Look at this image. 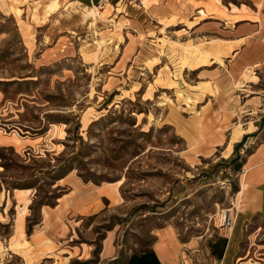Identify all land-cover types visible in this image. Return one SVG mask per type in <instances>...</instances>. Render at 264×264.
Segmentation results:
<instances>
[{
    "label": "rangeland",
    "instance_id": "1",
    "mask_svg": "<svg viewBox=\"0 0 264 264\" xmlns=\"http://www.w3.org/2000/svg\"><path fill=\"white\" fill-rule=\"evenodd\" d=\"M177 13L161 20L130 0H0V128L32 141L0 148V264H122L155 228L171 225L181 240L223 228L264 136V65L224 92L221 75L202 83L191 69L208 55ZM68 175L114 195L92 214L44 223ZM258 232L242 262L264 264ZM107 234L114 262L100 261Z\"/></svg>",
    "mask_w": 264,
    "mask_h": 264
},
{
    "label": "crops",
    "instance_id": "2",
    "mask_svg": "<svg viewBox=\"0 0 264 264\" xmlns=\"http://www.w3.org/2000/svg\"><path fill=\"white\" fill-rule=\"evenodd\" d=\"M67 1L89 7L99 0ZM147 1L130 0L141 12L154 11L161 20L172 17L178 11V18H185L189 24L180 23L187 32V42L194 44L203 41L201 43L204 44L209 63L191 70L197 71L198 76L205 80L202 83H213L211 78L221 75L214 82L218 92L236 87L247 70L264 65V0H246L250 7L225 4L223 0H171L170 5L167 1L163 4V0H156L146 8L144 3ZM216 12L221 15H216ZM53 15L55 12L47 14V17ZM159 26L162 24L159 23ZM50 40L49 36H44V42ZM44 53H48L47 49ZM216 57L224 63L223 68L215 60ZM31 144L27 137L7 134L0 128V148L19 151ZM61 184L66 186V190L55 206L42 208L44 223L66 216L78 218V214H92L100 208V202L114 195L104 185L93 187L73 175L66 176ZM2 202L3 199H0V206ZM233 207L234 222L231 228L219 229L212 237L187 240H181L171 225L155 228L147 250L128 255L122 264H247L242 262L245 243L258 236L259 230L264 234V136L245 157ZM22 229L21 220L18 230L22 232ZM248 229H253V232H248ZM118 258L114 236L107 234L102 241L100 261L114 262Z\"/></svg>",
    "mask_w": 264,
    "mask_h": 264
},
{
    "label": "built area",
    "instance_id": "3",
    "mask_svg": "<svg viewBox=\"0 0 264 264\" xmlns=\"http://www.w3.org/2000/svg\"><path fill=\"white\" fill-rule=\"evenodd\" d=\"M234 222V207L228 209L222 217V227L223 229H229L232 227Z\"/></svg>",
    "mask_w": 264,
    "mask_h": 264
}]
</instances>
